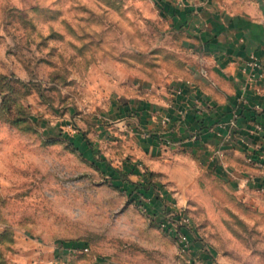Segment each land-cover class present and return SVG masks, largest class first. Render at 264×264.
Wrapping results in <instances>:
<instances>
[{
  "label": "rangeland",
  "instance_id": "1",
  "mask_svg": "<svg viewBox=\"0 0 264 264\" xmlns=\"http://www.w3.org/2000/svg\"><path fill=\"white\" fill-rule=\"evenodd\" d=\"M182 29L154 0H0V264H264V189L177 143L143 162L111 114L120 83L191 81Z\"/></svg>",
  "mask_w": 264,
  "mask_h": 264
},
{
  "label": "crops",
  "instance_id": "2",
  "mask_svg": "<svg viewBox=\"0 0 264 264\" xmlns=\"http://www.w3.org/2000/svg\"><path fill=\"white\" fill-rule=\"evenodd\" d=\"M174 1L177 6L160 0L181 13L168 17L174 24L185 19L188 46L204 59L193 65L191 81L160 89L120 83L111 114L119 120L135 115L150 131L134 148L143 162L165 148L158 141L162 133L212 160L216 173L264 189V0ZM253 60L256 67L249 66ZM79 145L89 155L91 146ZM136 169L126 162L118 170L136 176Z\"/></svg>",
  "mask_w": 264,
  "mask_h": 264
},
{
  "label": "trees",
  "instance_id": "3",
  "mask_svg": "<svg viewBox=\"0 0 264 264\" xmlns=\"http://www.w3.org/2000/svg\"><path fill=\"white\" fill-rule=\"evenodd\" d=\"M156 5H157V8L159 9V12L160 14H162V16H170L172 19L175 18V16H181V13L177 11L176 8L172 7V6H169V5H166L164 6L163 4H161L160 0H157L156 1ZM184 17L187 19V16H186V13L184 14ZM184 22H185V19L183 21V23H179V24H176V27H182L184 25ZM82 134V139L86 142V145L89 146V141H87V139L85 138V135L83 133ZM70 144L74 147L75 150H80V154H82L83 152L81 151L80 149V146H77V144H75V142H70ZM90 148V147H89ZM91 153L93 152L92 149L90 151ZM83 155V154H82ZM92 164L103 174V175H109V173H111L110 170L106 171L104 168L102 167H99L97 166L94 162H92ZM109 172V173H108ZM118 173V175H122L121 177L124 178L126 176L127 173H121L120 171L116 170V171H113V174H116ZM113 174H111L113 176ZM117 175V174H116ZM114 177V176H113ZM120 177V178H121ZM122 181V179H121ZM135 188H139L142 189L143 187H139L140 185H136V184H133ZM119 188V187H117ZM139 194H141L142 196H145L146 194H149V191L147 192V190H145L143 188L142 191H139ZM151 206V205H149ZM149 208H146V210H148ZM153 214H156L155 212H153ZM183 232V231H182ZM185 234V232H183Z\"/></svg>",
  "mask_w": 264,
  "mask_h": 264
},
{
  "label": "built area",
  "instance_id": "4",
  "mask_svg": "<svg viewBox=\"0 0 264 264\" xmlns=\"http://www.w3.org/2000/svg\"><path fill=\"white\" fill-rule=\"evenodd\" d=\"M249 66H251V67H256L257 66V63H256V61L255 60H253V61H250V63H249ZM236 117H237V113L236 112H234L233 113V115H232V119L233 120H235L236 119ZM167 122V120H164L163 121V123H166ZM158 141L162 144V145H164V146H167V145H171V144H174V141L172 140V139H170V138H168V137H166L165 135H160L159 137H158ZM183 220H186V219H183ZM168 222H164L163 224H162V226H163V228H167L168 227ZM165 228V229H166ZM171 231H173L174 232V234L177 236V238L179 239V241H181L182 243H187V236L182 232V230H175V229H171V228H169ZM84 250H87V248H84Z\"/></svg>",
  "mask_w": 264,
  "mask_h": 264
}]
</instances>
